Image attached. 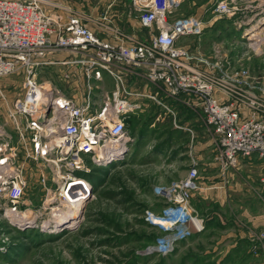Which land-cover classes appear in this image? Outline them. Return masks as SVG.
Here are the masks:
<instances>
[{
	"label": "rangeland",
	"instance_id": "obj_1",
	"mask_svg": "<svg viewBox=\"0 0 264 264\" xmlns=\"http://www.w3.org/2000/svg\"><path fill=\"white\" fill-rule=\"evenodd\" d=\"M55 1L44 0V10L61 19L67 11L77 14L102 36L118 31L137 41L148 39L147 30L136 26L138 9L131 0ZM215 1L181 0L168 14L169 21L196 17L205 26L199 38L186 37L178 44L201 53L216 46L229 66L259 75L264 67V0H224L231 16L213 12ZM257 32L262 34L250 38ZM41 66L35 69L37 80L39 70L50 73ZM22 82L20 70L0 77V157L12 154L14 162H23L26 182L16 213L3 211L0 194V264H264V244L256 237L264 228L251 223L261 218L264 223V160L254 154L242 157L235 170L221 173L212 159V136L198 112L184 104L168 103V111L153 106L126 117L120 145L111 155L93 160L82 155L85 168L74 174L88 182L89 191L68 211L52 196L59 173L51 174L50 162L24 157L7 118ZM192 166L207 189L190 196L196 197L194 211L202 229L165 255L146 253V245L164 234L166 225L160 222V227L152 218L164 205L155 189L182 178ZM39 171L45 174L44 186ZM72 182L71 189L76 187Z\"/></svg>",
	"mask_w": 264,
	"mask_h": 264
},
{
	"label": "built area",
	"instance_id": "obj_2",
	"mask_svg": "<svg viewBox=\"0 0 264 264\" xmlns=\"http://www.w3.org/2000/svg\"><path fill=\"white\" fill-rule=\"evenodd\" d=\"M180 1L131 0L138 9L136 26L149 33L147 40L137 41L118 31L102 36L69 11L61 19L44 10V0H0V77L23 73L22 92L7 110V118L24 157L50 162L51 174L59 173L52 195L57 204L68 202L63 195L68 189L72 195L84 191L82 199L87 195L89 184L83 177L88 188H70L71 179L81 177L74 173L85 168L82 155L93 160L107 140L122 137L127 114L138 108L129 99L142 95L124 87V77L132 72L154 84L164 97L200 112L212 136L213 162L221 173L235 170L242 157L254 154L264 160V67L259 75L250 74L244 67L229 66L216 46L201 53L178 44L179 39L199 38L205 27L196 17L168 20ZM212 11L233 14L224 0H216ZM61 51L66 58L55 63L77 66L87 79H100L102 71L113 79L114 89L101 97L97 108L88 83L87 92L76 99L49 82L36 80V67L53 63L49 57ZM75 73L64 71L60 79L67 83ZM144 96L168 111L157 100V91ZM9 155L0 157V194L5 200L3 211L10 208L16 213L24 195L25 167ZM37 174L44 186L45 174ZM197 179L192 166L182 178L155 189L164 205L152 218L159 220L158 226L166 225L164 234L146 245V253L165 255L202 229V219L189 203L199 189ZM260 181L264 182V174ZM256 237L264 244V231Z\"/></svg>",
	"mask_w": 264,
	"mask_h": 264
},
{
	"label": "crops",
	"instance_id": "obj_3",
	"mask_svg": "<svg viewBox=\"0 0 264 264\" xmlns=\"http://www.w3.org/2000/svg\"><path fill=\"white\" fill-rule=\"evenodd\" d=\"M49 1L57 3V1L55 0H49ZM64 58H66L65 51L61 53L57 52L56 54L51 55L49 59L53 63H48L46 64L47 66L45 65L41 66V67L48 68V71L50 73L45 76V73L43 72L41 73V71L39 70V73L42 75L38 77L39 80H37L35 76L36 80L49 82L52 85H55L56 87L60 88L64 95L74 96L76 99H80L81 96L87 92L86 84L88 83L91 86V89L89 90V94H90L91 100L95 104L93 107L97 108V105L100 103L101 97L104 96L105 94L109 95V93L114 89L113 79L111 78L110 75H108L104 71L101 72L100 79L95 80L92 77L87 79L80 71H78L77 66H69L67 64L55 63L56 61L60 59H64ZM59 69L61 70L59 71ZM67 70L74 71L76 73H75V76L69 80V83L65 84V83H62V81L60 80V73L67 71ZM124 87L129 91H134V92L142 94L135 98L131 97L129 99L130 101L136 102L138 104V108H136L132 113L127 114L128 116H130L131 114L141 115V114L147 113L149 110H151L153 106L154 107L156 106V108L157 106L164 108L162 105L156 103L154 100L144 96L147 93H154L155 91H157V100L161 102L166 108H167L168 103H171L173 105L182 104L177 99H173V98L171 99V98L164 97L154 84L147 82L144 78H142L138 73H135V72L129 73L128 75L124 77ZM193 111L196 113L198 112V114H200L199 111H195V110ZM198 183H199V189L197 190V192H202V191L207 190L204 187V184L203 185L201 184V181H199ZM194 198L196 197L192 196L189 202L193 210L194 208H197L196 205L193 204ZM256 221L257 222L251 221L253 226L255 227L258 226L259 228L260 225H263L262 228H264V223H261L262 218L256 219ZM263 249H262V252L264 253Z\"/></svg>",
	"mask_w": 264,
	"mask_h": 264
},
{
	"label": "bare ground",
	"instance_id": "obj_4",
	"mask_svg": "<svg viewBox=\"0 0 264 264\" xmlns=\"http://www.w3.org/2000/svg\"><path fill=\"white\" fill-rule=\"evenodd\" d=\"M264 19V18H263ZM260 34H262V32H257V33H253L251 36H250V38L251 37H256L257 35H260ZM120 144H119V139H111V140H107L105 143H104V145L102 146V147H100V149H98V150H96V156H95V159H99V158H103L104 156H108V153H109V155H111L110 153V151L111 150H113V149H115V148H117L118 146H119ZM116 152V151H115ZM113 154V153H112ZM72 181L74 180V184H75V186L76 187H74V188H72V189H76V188H81V186L80 185H84V186H86L87 187V183L85 182V180L84 179H82V177H73L72 179H71ZM71 184H73V182H71ZM70 184V185H71ZM88 188V187H87ZM69 190V189H68ZM63 191V190H62ZM83 194H84V191H82V192H77V193H75V194H70L69 193V191H67V194H66V196H64L67 200H68V202H66L65 200L64 201H61V202H63V204H61V206L63 207V208H65V210H68V211H72V210H74V208L76 207V205L78 204V202H80V201H82V196H83ZM63 195H65V194H63ZM78 196L76 199L77 200H75V201H73L74 199H73V196ZM73 201V202H72ZM62 209V208H61ZM54 211H56V209H52V214H53V212ZM58 211H59V209H58ZM5 212V211H4ZM14 213V210H11L10 208H8L7 209V213ZM65 212V211H64ZM18 214V213H17ZM57 215H59V213H57V214H54V216H57ZM22 217V216H21ZM28 218V215L27 216H24V217H22V219H24V218Z\"/></svg>",
	"mask_w": 264,
	"mask_h": 264
},
{
	"label": "trees",
	"instance_id": "obj_5",
	"mask_svg": "<svg viewBox=\"0 0 264 264\" xmlns=\"http://www.w3.org/2000/svg\"><path fill=\"white\" fill-rule=\"evenodd\" d=\"M127 118H129V116H128ZM150 225H151V224H150ZM155 236H156V235H155ZM151 241H152V240H151ZM151 241H150V242H151Z\"/></svg>",
	"mask_w": 264,
	"mask_h": 264
}]
</instances>
